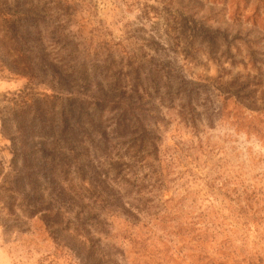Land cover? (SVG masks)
<instances>
[{"label": "rangeland", "instance_id": "374dc122", "mask_svg": "<svg viewBox=\"0 0 264 264\" xmlns=\"http://www.w3.org/2000/svg\"><path fill=\"white\" fill-rule=\"evenodd\" d=\"M30 105L49 208L0 212V264H264V0H0V177Z\"/></svg>", "mask_w": 264, "mask_h": 264}, {"label": "trees", "instance_id": "16d2710c", "mask_svg": "<svg viewBox=\"0 0 264 264\" xmlns=\"http://www.w3.org/2000/svg\"><path fill=\"white\" fill-rule=\"evenodd\" d=\"M15 36H17L19 39L21 38L20 35L18 34ZM25 60L27 63L29 62L28 59L25 58ZM50 90L53 92L61 93V90L60 89L57 90L56 87ZM54 97H55L54 95L53 96H43L42 98H40V100L43 101V103H47L46 101L52 102V98ZM36 101L37 99L34 102L36 103ZM123 107H124L123 108L124 110L118 115L119 121L121 122L120 123L121 127L125 129L126 127L128 126L130 127L132 123H134L136 124L137 127L142 128V125H141L142 119H139L136 113H134L136 110L138 111V108L131 107L128 104L124 105ZM29 110L34 111V115L31 116L30 119H28L29 124L24 125V126H22L21 124L17 125L15 127V134L10 137L12 147L13 148L16 147L15 149H13L14 150L13 158L11 160L12 167L9 172L3 173V175L0 177V181H1L0 182V212L4 213L7 216L13 215L19 221L21 219L20 217H23L25 219H30L32 215L47 211L49 208L48 204L45 203L46 201L42 198V195L40 194L41 193L40 189L33 186V181L38 178L39 172L36 169L35 164L28 163L29 161L28 158L30 156H33L32 158H30L31 162L36 161V158H34V155L33 154L30 155V153H33V151H35V148L31 150L24 148V146L27 144L25 143V138H27L26 132H28L27 131L28 129H29V132H31L30 130L31 128L32 130H34L32 133L33 134L32 136H35L34 132L35 134H39L43 132L42 130H43L44 123H42V121L40 120L39 114L37 113L36 109L31 108V105L28 106V110H24V109L21 110L20 116L23 117L24 119L25 116L27 115V111ZM140 114L141 113H138L139 116ZM35 121L37 122V124H34ZM45 125L46 124H44V126ZM137 141H139L140 143H143L146 140L142 139V140H137ZM149 144L151 145L152 148H154L155 144L152 142V140ZM147 155L151 156L153 163L156 162V165L158 167L157 171H154V177H153L154 184L152 183L151 189L147 191V193H150V195H153L152 192L158 190L157 189L158 186H156L155 183L159 182L161 184L162 180L164 179V176H162V172H161L163 169V165H160V163L157 162L158 153H153V151H151L147 153ZM109 164L111 166L117 165L116 161H113L112 163H109ZM139 189H141V187ZM245 191H244V194L246 195V198L245 196L240 197L238 195L236 198L230 199L232 202H236V205L232 207L235 210H241L244 208L243 205H241L242 200L244 202V205L246 206L249 205L248 199H250L251 195L248 194L247 191L245 193ZM140 192H141L140 190L137 191V194H139L140 196L139 199L136 200L138 204L142 203L141 199L143 198ZM119 197L122 198L124 196H119ZM132 207L135 208L138 206L132 205ZM148 216H149L150 223L156 226L163 225L165 223L164 222L165 216L163 218V215H160L155 211L150 212ZM45 217H49V216H45ZM209 222H212V224L215 223L214 220L209 221ZM215 225L217 224L215 223ZM2 226L6 228L7 225L2 224ZM207 229L208 228H204L203 232H206ZM199 230H202V229H199ZM88 239H89V235H84V246H85V240H88ZM93 250H91L88 253V256L91 255V252Z\"/></svg>", "mask_w": 264, "mask_h": 264}]
</instances>
